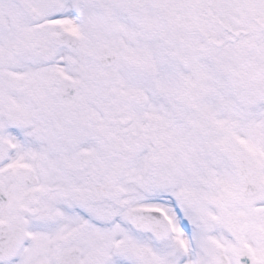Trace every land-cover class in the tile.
Listing matches in <instances>:
<instances>
[{"label":"snow or ice","instance_id":"snow-or-ice-1","mask_svg":"<svg viewBox=\"0 0 264 264\" xmlns=\"http://www.w3.org/2000/svg\"><path fill=\"white\" fill-rule=\"evenodd\" d=\"M0 264H264V0H0Z\"/></svg>","mask_w":264,"mask_h":264}]
</instances>
